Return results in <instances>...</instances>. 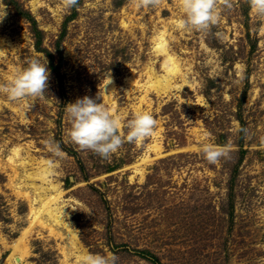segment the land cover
Here are the masks:
<instances>
[{"label":"rangeland","instance_id":"obj_1","mask_svg":"<svg viewBox=\"0 0 264 264\" xmlns=\"http://www.w3.org/2000/svg\"><path fill=\"white\" fill-rule=\"evenodd\" d=\"M62 2L4 0L0 83L30 58L46 57L50 76L32 107L0 94V264L29 226L30 200L42 192L33 183L56 186L63 225L54 234L34 225L12 264H80L87 253L114 254L117 264H264V17L250 0H216L220 21L201 33L179 26V0ZM163 28L183 74L166 93L147 83L149 69L165 74L154 49ZM109 73L115 92L103 95ZM99 86L98 102L122 122L144 111L157 122L107 160L67 136L65 106L95 98ZM209 141L230 144L229 155L209 163L200 151ZM14 148L24 162L17 176L7 162ZM44 169L48 182L27 179Z\"/></svg>","mask_w":264,"mask_h":264},{"label":"clouds","instance_id":"obj_2","mask_svg":"<svg viewBox=\"0 0 264 264\" xmlns=\"http://www.w3.org/2000/svg\"><path fill=\"white\" fill-rule=\"evenodd\" d=\"M77 2L78 0H63L62 7L64 10H70ZM179 2L183 16L178 23L185 30L207 33L220 21L216 0H179ZM157 3L158 0H141L137 6L156 7ZM224 6L231 8V0H224ZM250 7L258 16L264 17V0H250ZM6 8L4 0H0V24L8 15ZM0 52L8 51L0 48ZM49 76L46 57L30 58L26 66L17 69L9 81L0 83V94L5 95L9 101L32 107L29 102L43 97L47 91ZM105 80L103 95L115 92L108 89V85L113 83L111 73L106 75ZM101 98L99 86L95 98L86 95L65 106L66 116L71 125L67 130V136L80 149L91 151L107 160L117 153L125 142H141L154 134L157 122L151 113L137 112L131 119L122 122L103 102H98ZM21 118L25 123L28 122L26 112L21 113ZM122 127L126 129V132L121 131ZM46 143L55 157L64 155L59 142L47 141ZM230 149V144L218 145L210 141L200 146L204 158L211 164L217 163L222 157H227ZM117 260L114 254L87 253L81 256L80 264H117Z\"/></svg>","mask_w":264,"mask_h":264},{"label":"bare ground","instance_id":"obj_3","mask_svg":"<svg viewBox=\"0 0 264 264\" xmlns=\"http://www.w3.org/2000/svg\"><path fill=\"white\" fill-rule=\"evenodd\" d=\"M166 29L163 28V30L158 34L157 38L155 40V52L159 55L163 56V63H162V70L164 71L163 76H156L151 69L147 71V83L149 84V88H155L156 90H160L163 93H166L168 90L173 88V80L177 78L183 79V74L181 72V68L179 65L178 60L173 56L172 54L168 53L167 50V42H166ZM1 47V46H0ZM2 52H0V55ZM173 84V85H172ZM109 91L113 89L112 84L108 87ZM109 100V99H108ZM159 150V149H158ZM20 156V150L19 148H14L12 150V154L10 157H8L7 162L12 169L13 175H18L17 170L18 166H24V162L18 159ZM146 161V160H145ZM19 163V164H18ZM6 164V163H5ZM18 164V165H17ZM24 168V167H23ZM25 170V168H24ZM23 170V171H24ZM26 173V172H25ZM47 171L41 170L36 173L27 174L26 177L31 182L36 179V181H40L42 184L47 181ZM17 174V175H16ZM24 177V176H23ZM22 178V177H21ZM27 180V181H28ZM15 184V183H14ZM34 184V183H33ZM31 184L32 190L34 192L42 191L41 193H35L36 195L33 196V198L30 200V222L29 226L26 228V230L22 233L21 237L12 245V253L10 256V259L6 262V264H12L11 261L13 260L16 263H20V261L23 259V256L27 254V246H26V237L31 232V229L34 225L38 224L40 226L46 227L50 233H55L54 226H60L63 225V219H62V212L60 208H58L57 203L60 199L61 193L58 191L56 186H51V190H54V194L51 193V190L48 188H44L42 186H36ZM27 188V187H25ZM17 190L18 193L20 192V188ZM47 191H50V193H46ZM33 192V193H34ZM53 192V191H52ZM28 198L30 197V194L27 192H24ZM31 198V197H30ZM59 233V232H58ZM71 241L70 246L75 248V241L76 239L73 236V233L70 232ZM69 246V245H68ZM73 248V249H74ZM69 251V250H68ZM64 256L68 257V252L64 254ZM77 260H80L81 256L76 257ZM78 263V262H77Z\"/></svg>","mask_w":264,"mask_h":264},{"label":"trees","instance_id":"obj_4","mask_svg":"<svg viewBox=\"0 0 264 264\" xmlns=\"http://www.w3.org/2000/svg\"><path fill=\"white\" fill-rule=\"evenodd\" d=\"M39 41V40H38Z\"/></svg>","mask_w":264,"mask_h":264}]
</instances>
